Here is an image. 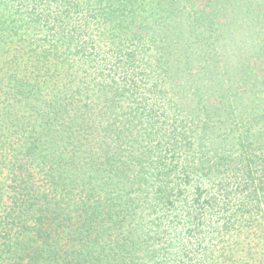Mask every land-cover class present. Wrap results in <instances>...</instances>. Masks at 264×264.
Segmentation results:
<instances>
[{"label":"trees","instance_id":"1","mask_svg":"<svg viewBox=\"0 0 264 264\" xmlns=\"http://www.w3.org/2000/svg\"><path fill=\"white\" fill-rule=\"evenodd\" d=\"M0 264H264V0H0Z\"/></svg>","mask_w":264,"mask_h":264}]
</instances>
